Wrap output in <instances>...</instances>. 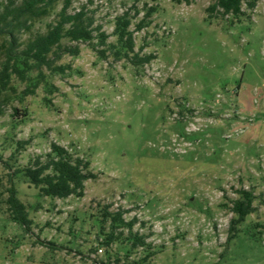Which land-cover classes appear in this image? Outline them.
I'll return each instance as SVG.
<instances>
[{"label":"rangeland","instance_id":"obj_1","mask_svg":"<svg viewBox=\"0 0 264 264\" xmlns=\"http://www.w3.org/2000/svg\"><path fill=\"white\" fill-rule=\"evenodd\" d=\"M11 2L21 0H0V11ZM70 2L108 44L117 41L116 17L130 12L135 51L155 58L136 67L80 43L78 56L57 62L64 74L46 71L52 95L41 85L22 99L26 84L16 79L0 95V264H264V0L244 4L238 18L211 19L214 0ZM65 3L28 30L17 26L18 46L46 33ZM53 142L97 175L83 198L43 197L14 175L45 160ZM12 185L27 229L8 209ZM241 189L253 193L255 211L231 232ZM118 212L134 221L132 233L112 228L106 215ZM131 234L147 245L134 248Z\"/></svg>","mask_w":264,"mask_h":264},{"label":"trees","instance_id":"obj_2","mask_svg":"<svg viewBox=\"0 0 264 264\" xmlns=\"http://www.w3.org/2000/svg\"><path fill=\"white\" fill-rule=\"evenodd\" d=\"M58 1L21 0L19 5L11 2V5L0 11V38L3 40L0 45V95H9V91L14 89L12 83L15 79L26 84V88L21 94L22 99L35 95L41 85L49 95H52L58 91V88L48 81L46 71L64 74L68 66L58 65L57 62L63 55L78 56L80 43L90 45L101 58H105L106 52L112 50V54L117 60L126 59L136 67L144 66L155 58L153 54L140 56L135 51L134 34L130 29L132 25L130 12L127 11L116 17L113 35L117 41L115 44H108V35L102 31V26H94L95 20L86 12L85 8L74 13L69 12L70 0H66L62 10L58 13L57 20L49 25V30L46 33L37 34L28 40L24 47H19L15 28L20 26L28 30L35 21L48 16ZM174 1L179 3L182 0ZM184 1L188 2L189 0ZM257 2L258 0H214V3L207 9L210 13L209 19L213 18L212 14L214 13L222 17L231 15L238 18L243 14L242 6L244 4L249 9H254ZM153 11L151 9L137 24L138 31L148 24ZM63 40L76 44L63 45ZM98 47H106V49L97 50ZM6 99L9 97L6 96ZM46 101L49 100L46 99ZM3 113L4 109L0 105V116ZM27 144L26 141L18 142L20 148ZM90 166L89 161L74 156L67 148L53 142L45 160L38 157L27 167L17 169L14 175L23 176L30 185L39 190V195L43 197L53 199H67L72 196L83 198L86 181L97 178ZM8 192L7 205L13 220L27 229L31 222L28 218L26 205L18 198L14 185L9 188ZM237 194L239 197L233 200L231 207V212L236 216L230 222L231 232L255 211L253 205L255 197L252 192L241 189ZM106 216L111 217L113 229L127 227L129 232L132 231L134 221L126 222L122 212ZM108 238L110 242L117 240V236H114L113 232ZM128 239L134 248L147 245L146 238L137 234H131ZM229 239H232V236ZM149 256H146L142 261H146Z\"/></svg>","mask_w":264,"mask_h":264}]
</instances>
